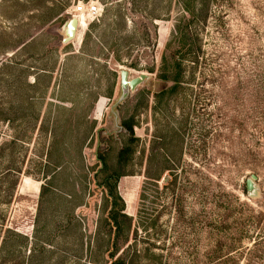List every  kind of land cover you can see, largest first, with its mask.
<instances>
[{
	"label": "rangeland",
	"instance_id": "obj_1",
	"mask_svg": "<svg viewBox=\"0 0 264 264\" xmlns=\"http://www.w3.org/2000/svg\"><path fill=\"white\" fill-rule=\"evenodd\" d=\"M119 257L264 264V0H0V264Z\"/></svg>",
	"mask_w": 264,
	"mask_h": 264
},
{
	"label": "water",
	"instance_id": "obj_2",
	"mask_svg": "<svg viewBox=\"0 0 264 264\" xmlns=\"http://www.w3.org/2000/svg\"><path fill=\"white\" fill-rule=\"evenodd\" d=\"M78 19L77 17L71 18L64 25V30L66 31V37L64 41H69L71 39L76 38V28H77ZM147 74H141L137 77L129 79V71L126 69L121 70V89L122 95L120 99H123L130 90H134L138 85H140L145 79H147ZM257 176L255 174L251 175V177L247 180V192L248 195L253 196L257 192L256 180Z\"/></svg>",
	"mask_w": 264,
	"mask_h": 264
},
{
	"label": "trees",
	"instance_id": "obj_3",
	"mask_svg": "<svg viewBox=\"0 0 264 264\" xmlns=\"http://www.w3.org/2000/svg\"><path fill=\"white\" fill-rule=\"evenodd\" d=\"M131 133L133 134L134 131H131ZM133 138H135V137H133ZM115 189H116V183L113 184V186L110 189V194H112L114 200H116L117 198L123 200L120 195L115 193ZM114 204L116 205L115 201H114ZM110 214H111V219L116 223L117 234H119L122 231L121 227L119 226V223H120L119 217H123L131 223L133 221V218L131 216H129L127 213H125V206H123L120 210H112V212ZM111 264H125V258L119 257L115 261H112Z\"/></svg>",
	"mask_w": 264,
	"mask_h": 264
},
{
	"label": "built area",
	"instance_id": "obj_4",
	"mask_svg": "<svg viewBox=\"0 0 264 264\" xmlns=\"http://www.w3.org/2000/svg\"><path fill=\"white\" fill-rule=\"evenodd\" d=\"M75 12L79 15H88L90 17H98L101 14V7L97 2H91L88 4L78 3L75 6Z\"/></svg>",
	"mask_w": 264,
	"mask_h": 264
},
{
	"label": "bare ground",
	"instance_id": "obj_5",
	"mask_svg": "<svg viewBox=\"0 0 264 264\" xmlns=\"http://www.w3.org/2000/svg\"><path fill=\"white\" fill-rule=\"evenodd\" d=\"M77 19H78V17H77ZM84 22V20L82 19V18H80V21H79V19H78V23H77V28H76V36H77V32H78V28H79V24L81 23H83Z\"/></svg>",
	"mask_w": 264,
	"mask_h": 264
}]
</instances>
